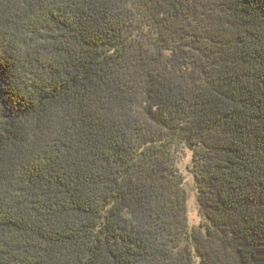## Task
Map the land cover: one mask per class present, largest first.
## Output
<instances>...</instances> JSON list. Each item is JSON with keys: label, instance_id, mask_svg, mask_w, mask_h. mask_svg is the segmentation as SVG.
<instances>
[{"label": "trees", "instance_id": "1", "mask_svg": "<svg viewBox=\"0 0 264 264\" xmlns=\"http://www.w3.org/2000/svg\"><path fill=\"white\" fill-rule=\"evenodd\" d=\"M0 264H264V0H0Z\"/></svg>", "mask_w": 264, "mask_h": 264}, {"label": "rangeland", "instance_id": "2", "mask_svg": "<svg viewBox=\"0 0 264 264\" xmlns=\"http://www.w3.org/2000/svg\"><path fill=\"white\" fill-rule=\"evenodd\" d=\"M190 160L191 152L184 149L178 158L177 167L183 178V186L187 194L186 213L188 225L194 227L199 223V215L193 174L190 171Z\"/></svg>", "mask_w": 264, "mask_h": 264}]
</instances>
